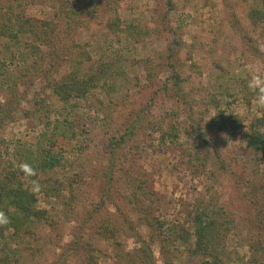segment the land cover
<instances>
[{"label": "trees", "instance_id": "obj_1", "mask_svg": "<svg viewBox=\"0 0 264 264\" xmlns=\"http://www.w3.org/2000/svg\"><path fill=\"white\" fill-rule=\"evenodd\" d=\"M155 1L157 5L163 4L166 8V14L158 20L157 27L144 23L137 17L128 22L124 20L121 10L124 9L122 5L126 0H0V57L5 53L12 55L14 50L20 52L23 66L19 76L22 82L27 79L28 83H35L44 76V83L37 94L41 93L37 106L43 110L50 101V95L63 103L65 111L70 115L63 122L58 121L54 129L58 130L63 126L64 131H69L76 138L79 132L75 133L77 128L75 132L72 130L69 117H73L79 102H87L97 91L104 94L106 99L96 100L97 108L94 112L98 123L107 126L114 108L121 105L126 107L121 97H128V94L116 83V78L124 74L122 68L113 63H99L96 71L90 72L86 68L93 61L89 51L90 44L73 42L71 46L69 38L91 21L105 26L108 33L106 43L110 42L111 37L119 45L123 40L132 45H141L153 36L161 40L167 35L163 51H156L154 56L139 60L148 76L144 91L150 93L151 102L158 100L166 107L163 114L148 119L151 135H157L149 147L160 152L164 148L178 147L182 151L183 161L199 169L209 180H213L216 177L213 167L221 164L219 169L225 173H229L230 168L222 160L219 147L208 137L209 130L237 134L247 127L244 141L256 157L260 158L264 155V110L259 109L261 116L248 124L245 118L234 114L225 116L221 111L215 115L213 127L202 125L206 111L211 105L217 106L220 103L219 96L226 95L231 98V101L225 102L227 107L237 101L250 107L256 100V92L249 89L247 80H243L235 90L236 94H231L228 88L222 87L220 95L208 101L204 98L195 100L196 88H186L191 78L185 75L184 65L182 68L178 67L181 50L189 48L188 53L192 55L191 47L182 41L173 28L166 27L168 16L174 10L173 0ZM39 4H45L53 11L51 18L38 20L27 14L29 7ZM246 14L252 27L259 30L260 36L264 37V0H260L256 7L247 8ZM232 25L236 28L235 22ZM246 39L247 51L251 49L253 55L264 57L257 48L251 47L252 39L249 36ZM60 58L62 62L69 64L68 71L62 75L58 70L53 72ZM6 70L5 63L1 64V74H7ZM190 70L201 75L196 64H192ZM179 103H182L183 109L178 107ZM36 112L28 111L26 117H33ZM3 113L5 112L0 106V128L6 125L2 118ZM75 115L77 114H74V122H79ZM181 121L186 125V138L180 134ZM144 129L138 113L128 120L120 137L111 135L109 165L100 173L88 172L83 163L68 170L62 151L59 152L56 149L57 143L49 142L50 140H46L48 148L41 143L36 150L26 148L23 153L18 151L13 157L14 161L5 162L0 157V210L6 212L11 220L8 225L0 227V264H21L25 261V256L37 259V256L43 254V250L25 243L26 237L35 239L40 245L42 242L54 245L60 237L63 223L68 225L77 222L80 226L81 231L75 234L77 240L71 249L74 251L90 249V240L95 235L114 241L119 247L121 243L117 238L129 234L128 231L136 232V224L145 225L161 235L165 224L153 215L158 207L153 196L147 192L146 179L135 170L127 168L128 154L123 153L115 158V152L118 148H123V142L134 140ZM82 131H86L84 126L81 133ZM42 137L44 140L47 138L45 135ZM24 163L32 165L35 176L25 175L21 171L20 165ZM91 176L102 181L104 194L98 197L96 203H92V210L81 215L88 202ZM258 176L259 170H253L251 180H242L243 183L240 184L244 198L257 204L258 198L264 199V184L261 180H256ZM34 181L40 185L39 190L33 188ZM207 194L208 196L199 199L189 209L188 222L192 231L177 227L172 230V241L174 245L178 242L186 245L193 240V254L203 258L201 264H227L225 258L228 244L233 237L243 235L242 230L246 223L237 211L228 210L221 204V200L212 193V188L208 189ZM42 200L54 204L61 201L66 217L62 219L60 215H53L50 209L41 207ZM259 207V215L264 218V204L260 203ZM110 208L114 212L110 213ZM132 217L136 218L134 222ZM127 225H131L129 229L126 228ZM38 228L46 231L39 232ZM259 229L262 231L263 228ZM90 231L91 239L87 237ZM134 239L142 245L141 253L134 256L129 254L123 258L128 257L134 264L138 260L145 264H155L151 261L150 245L140 236L136 235ZM162 241L165 240L162 238ZM168 244L164 249H167ZM248 247L249 261L246 264H264V241L250 243Z\"/></svg>", "mask_w": 264, "mask_h": 264}, {"label": "rangeland", "instance_id": "obj_2", "mask_svg": "<svg viewBox=\"0 0 264 264\" xmlns=\"http://www.w3.org/2000/svg\"><path fill=\"white\" fill-rule=\"evenodd\" d=\"M173 4L174 10L168 16L166 27L173 28L182 41L191 47L192 55L188 53L189 48L181 50L178 67L182 68L184 65L185 75L191 78L186 88H196L195 100L204 98L208 101L220 95L222 87L228 88L231 94H236L235 90L240 82H249L253 75H264V60L261 59L264 57L253 55L251 49L247 51L246 46V37L249 36L252 39L251 47L257 48L264 56V37L260 36L259 30L252 27L246 14L247 8L258 6L260 0H173ZM122 8V18L127 22L137 17L153 27H157L158 20L166 14L165 6L157 5L155 0H126ZM27 14L38 20H45L52 17L53 11L45 4H39L29 7ZM234 22L236 28L232 25ZM107 38L105 26L91 21L79 28L68 42L71 46L73 42L90 44L89 51L93 61L86 67L90 72L96 71L99 63H113L124 70V74L116 78V83L128 94V97H121L126 107L121 105L117 109L114 108L111 120L104 126L98 123L94 111L97 108L96 100L106 97L100 91L95 92L87 102L78 103L75 117L79 122H74L75 113L73 117H69L73 125L72 130L75 132L77 128L75 133L79 132L76 138L69 131H64L63 126L58 130L54 129L58 121L63 122L65 117L70 115L65 111L63 103L50 95V101L43 110L37 106L41 93L37 94L44 83V76L38 78L35 83H28L27 79L22 82L19 76L23 66L20 52L14 50L12 55H1L0 65L5 63L7 74H1L0 71V106L5 112L2 118L6 122L5 127L0 128V157L5 162L14 161L13 157L18 151L23 153L26 148L36 150L41 143L48 148L47 141L50 140L49 142L57 143L56 149L59 152L62 151L68 170L83 163L88 172L100 173L109 165L110 136L114 134L120 137L128 120L139 113L145 129L134 140L123 142V148L117 149L115 158L123 153L129 155L127 168L135 170L146 179L147 192L153 196L158 207L153 215L165 224V228L161 235H158L145 225L136 224V232L128 231L126 237L117 238L121 243L119 247L114 241H107L97 235L91 239L90 231L87 236L91 239L90 249L74 251L71 249L77 240L75 234L81 231L80 226L77 222L68 225L63 223L60 237L54 245L43 242L40 245L35 239L26 237L25 243L32 244L35 249L41 248L43 254L37 256V259L25 256V261L21 264H134L128 257L125 259L123 256H134L140 252L142 245L134 239L136 235L150 245L151 261L155 264H201L203 258L193 254V240L186 245L179 242L174 245L172 230L185 227L192 231L188 222L189 209L199 199L208 196L210 188L221 200L222 205L228 210L237 211L246 223L242 230L243 235L235 236L229 242L225 258L227 264H243V259L246 264L249 261L248 245L264 241V218L259 215V206L260 203L264 204V199L258 198V204L247 201L240 186L242 180H251L253 170H259L260 176L256 180H261L264 184V155L257 158L247 147L244 141L247 127L237 134L209 130L208 137L219 147L222 160L230 168L229 173H225L219 169L221 164L213 167L216 176L213 180H209L199 169L183 161L182 151L178 147L164 148L161 152L153 151L149 144L157 135H151L148 119L160 116L166 107L158 100L151 102L150 93L144 91L148 76L139 60L154 56L156 51H163L167 35L161 40L153 36L141 45H132L124 40L119 45L111 37L110 42L106 43ZM192 64L200 68L201 75L190 70ZM55 68L53 72L58 70L62 75L68 71L69 64L62 62L60 58ZM219 98L220 103L217 106L211 105L206 111L202 119L204 127H213L215 115L221 111L225 116L234 114L245 118L248 120L247 124L262 114L255 101L250 107L241 101L227 107L225 102L231 101V98L226 95ZM182 106V103L178 104L181 109ZM28 111L36 112V115L28 118ZM181 123L180 134L186 138V125L183 121ZM83 126L86 131L81 133ZM43 135L47 137L45 140ZM91 177L88 202L81 215H86L92 210V203H96L98 197L104 194L102 181ZM40 203L41 207L50 209L53 215H60L62 219L66 217L61 201L54 204L42 200ZM109 210L110 213L114 212L113 208ZM135 220L136 218L132 217V221ZM130 226L127 225L126 228L129 229ZM259 228H263L262 231ZM37 231L46 230L38 228ZM162 238L165 241H162ZM167 243L168 247L164 249ZM137 264L145 263L138 260Z\"/></svg>", "mask_w": 264, "mask_h": 264}, {"label": "clouds", "instance_id": "obj_3", "mask_svg": "<svg viewBox=\"0 0 264 264\" xmlns=\"http://www.w3.org/2000/svg\"><path fill=\"white\" fill-rule=\"evenodd\" d=\"M248 87L253 92H256L255 102L257 109L264 110V75H253L248 82ZM225 138L227 139L226 136ZM20 169L25 175H36L35 169L30 164L24 163L20 165ZM32 186L35 190H39L40 188V185L35 181L33 182ZM9 223H11L10 217L6 214V212L0 210V227H4Z\"/></svg>", "mask_w": 264, "mask_h": 264}]
</instances>
